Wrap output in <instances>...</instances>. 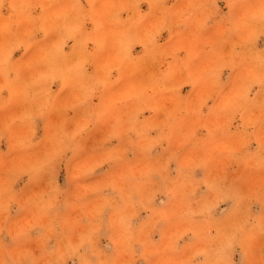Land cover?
<instances>
[{
    "label": "clouds",
    "instance_id": "9594fccd",
    "mask_svg": "<svg viewBox=\"0 0 264 264\" xmlns=\"http://www.w3.org/2000/svg\"><path fill=\"white\" fill-rule=\"evenodd\" d=\"M0 264H264V0H0Z\"/></svg>",
    "mask_w": 264,
    "mask_h": 264
}]
</instances>
